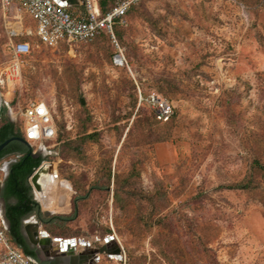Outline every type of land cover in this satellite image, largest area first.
Here are the masks:
<instances>
[{"label": "rangeland", "instance_id": "rangeland-1", "mask_svg": "<svg viewBox=\"0 0 264 264\" xmlns=\"http://www.w3.org/2000/svg\"><path fill=\"white\" fill-rule=\"evenodd\" d=\"M13 12L0 5V121L45 99L58 134L32 150L71 187L50 209L29 178L44 220L30 216L28 232L51 238L40 256L264 264V176L252 167L264 151V0H143L119 26V46L104 35L47 47L25 13L12 34ZM24 40L31 52L19 54ZM149 95L173 106L169 121L154 118ZM17 126L23 133L22 116ZM251 174L260 189L225 187ZM56 238L72 241L58 250ZM108 245L112 254L99 251Z\"/></svg>", "mask_w": 264, "mask_h": 264}, {"label": "built area", "instance_id": "built-area-1", "mask_svg": "<svg viewBox=\"0 0 264 264\" xmlns=\"http://www.w3.org/2000/svg\"><path fill=\"white\" fill-rule=\"evenodd\" d=\"M139 1L116 0L115 5L104 14L98 0H84V5L80 10H74L57 0H0L6 18H8L9 11L14 10L11 15L14 24L9 21L11 25L8 28L13 35L20 32L14 27L15 24L24 26L22 14L25 13L36 22V35L48 47H56L62 42H67L70 46L78 42H89L102 31H106L113 43L119 46L114 33V24L116 21L124 23L123 17L129 8ZM32 32L31 29H26L24 33L29 35ZM14 48L19 54H25L30 52L31 44L20 42ZM12 72L17 74L18 68L14 66ZM3 97L0 91V109L3 102L7 104V100ZM141 100H145L153 108L156 118L161 121L169 120L174 113L173 106L158 96L149 95L146 98L141 96ZM13 116V121H17L19 116L23 117V135L30 144L35 142L37 145H43L57 137L58 130L52 106L45 99H30L24 106H20L13 112ZM31 146L33 147V144ZM0 264H40L37 260L26 256L12 243L1 216Z\"/></svg>", "mask_w": 264, "mask_h": 264}, {"label": "trees", "instance_id": "trees-1", "mask_svg": "<svg viewBox=\"0 0 264 264\" xmlns=\"http://www.w3.org/2000/svg\"><path fill=\"white\" fill-rule=\"evenodd\" d=\"M141 1L143 0H140L138 3L132 5L129 8L128 12L123 17L125 22L129 12ZM98 3L102 13L105 14L115 5L116 0H98ZM124 23H121V21L115 22L114 33L116 38L120 37L121 32L119 31V26ZM104 35H108L110 37V35L106 31H102L98 36H96L92 41L89 42H93L97 38ZM38 39L42 44H44L39 37ZM23 42H29V41L24 40ZM89 42H84V43H89ZM61 44L70 46L67 42H62L59 45ZM4 110L6 111V105H4L3 107L1 106L0 120L2 118L1 113H3ZM172 116L169 118V120L172 118ZM154 118L160 122L169 121V120L161 121L157 119L155 113H154ZM95 135L96 134L92 132V133L84 134L83 137L88 140V139H93ZM12 136L24 137L23 133L20 131V129L17 126V121H13L12 119L7 120V118L4 119V121H0V142ZM165 136L166 135L161 134L160 138ZM263 143L264 140L260 143L261 147H264ZM6 151L7 152L17 151V154H19L16 161L11 165L10 173L5 180V184L3 187V196L6 200V217L10 221V227L7 229V234L11 239L12 243L16 245L19 249H21L26 256L37 260L40 264H47V262L42 261L40 259L37 249L29 245L27 238L22 233L23 220L25 218L30 217L34 214L38 218H41V220H44V218L42 217L40 204L36 200L34 193L32 192V186L29 182V178L38 168V166H40V164L45 160V157L41 154H38L37 156L29 154L28 148L25 149L19 146L16 147L11 146V148H8ZM252 167L256 172L264 176V151L258 152L256 154V156L253 159ZM225 187L227 189H244V190L252 191V190L260 189V183L254 180L251 174L249 177H247V179L241 180L236 183L227 184V186ZM12 198L15 200L14 202H11ZM115 201L120 202L121 200L120 198H116Z\"/></svg>", "mask_w": 264, "mask_h": 264}, {"label": "water", "instance_id": "water-1", "mask_svg": "<svg viewBox=\"0 0 264 264\" xmlns=\"http://www.w3.org/2000/svg\"><path fill=\"white\" fill-rule=\"evenodd\" d=\"M13 140H20L22 141L26 146L27 148L29 149V154H32L34 156H37L39 153H36L32 150V146L31 144L29 143V141L27 139H25L23 136H12V137H9L7 139H5L2 143H0V151L2 149H4L11 141ZM16 161V160H15ZM53 163L49 162V161H44L40 164V166H38V168L34 171V173L31 175V179L33 181V183L35 184V187L37 188V190L41 193V194H45L46 193V190H43V187L41 186V178L44 174L48 173L49 170H50V167L52 166ZM7 176H8V173H7ZM6 176V177H7ZM4 182H1L0 181V193H1V190H2V187H3V184ZM3 218L5 219V223H6V227L7 229L10 227V221L8 220V218L6 217V215L3 216ZM46 234V233H45ZM30 237L32 239V241L34 242V244L36 245H42V242L41 241H38L36 239H33L32 238V235L30 234ZM109 239L110 240H113L114 237L113 235H110L109 236ZM56 240H59L61 241V239H58L56 238ZM68 241H72L71 239H67ZM67 240H63L61 241V244L60 246L56 247L58 250L59 249H63V246L64 243L67 242ZM62 247V248H61ZM99 251L103 252V251H106L107 253H110L107 249H106V246H102L101 248H99ZM114 255L117 256L118 258H122V254H121V251L119 249L118 246H116V249L114 250ZM85 253H82L80 255H74L73 258L71 259L72 262H75L78 261L80 259L81 256H84ZM112 254V253H110ZM69 259L67 257H61L59 255H55L54 257H49L47 258V264H66V261H68Z\"/></svg>", "mask_w": 264, "mask_h": 264}, {"label": "bare ground", "instance_id": "bare-ground-1", "mask_svg": "<svg viewBox=\"0 0 264 264\" xmlns=\"http://www.w3.org/2000/svg\"><path fill=\"white\" fill-rule=\"evenodd\" d=\"M54 171V172H53ZM49 170L48 173L44 174L40 180L41 184L43 183L44 187L43 190H46V193L39 194V198L41 202L46 208L56 209L61 208L60 200H62L63 195L69 194L70 192V184L65 180L59 178L55 170ZM63 195L61 196V194ZM48 235V234H47ZM44 237V244H48L51 241V238L43 235ZM51 246V245H50ZM64 247V246H63ZM72 248H68V251H64L65 253H71ZM106 249L111 252L112 250L106 246ZM73 250V249H72ZM115 253V252H113Z\"/></svg>", "mask_w": 264, "mask_h": 264}, {"label": "flooded vegetation", "instance_id": "flooded-vegetation-1", "mask_svg": "<svg viewBox=\"0 0 264 264\" xmlns=\"http://www.w3.org/2000/svg\"><path fill=\"white\" fill-rule=\"evenodd\" d=\"M2 142H0V143H2ZM11 146L12 147L19 146V147H22V148H25V149L27 148V146L22 141H20V140H13V141H11L4 149H2L0 151V171L3 170V168H2L3 165H8L9 171H10L11 170L12 163H14L15 160L17 159V157L19 156V154H17V151H10V152H7L6 151L8 148H11ZM4 184H5V182H4ZM41 186L43 188H45L44 185H43V183L41 184ZM3 187H4V185H3ZM3 187H2V190H1V193H0V200H2L4 202V207L6 208V200H5L4 196H3ZM5 215H6V209H5ZM28 218H30V217H27V218H25L23 220L22 233L27 238L29 245L31 247H35L37 249V252L39 254L40 259L43 260L45 258L40 256L41 252L39 251L40 250L38 248L39 246L34 244V242L32 241V239L30 237V233L28 232L29 230L27 229V223H26V221H27ZM1 219H2V221L4 223V225L6 226L5 219L3 217H1ZM38 219L41 220V218H38ZM39 220H37L36 224L39 223ZM34 234H35V232H34ZM40 237H41V240L39 238L38 241H41L42 244L44 245V240L45 239H44L43 235L40 236ZM84 257H85L84 259H86L88 257V255L87 256L84 255ZM80 263L82 264L83 263V260Z\"/></svg>", "mask_w": 264, "mask_h": 264}, {"label": "crops", "instance_id": "crops-1", "mask_svg": "<svg viewBox=\"0 0 264 264\" xmlns=\"http://www.w3.org/2000/svg\"><path fill=\"white\" fill-rule=\"evenodd\" d=\"M58 2H60L61 4H64V5H66V6H68V7H70V8H72V9H74V10H80L82 7H83V5H84V0H57ZM33 148V147H32ZM44 162V161H43ZM3 170H2V173L4 174L5 173V175L3 176V175H1L0 174V181L1 182H5V180H6V178L8 177L7 176V173H8V175H9V167H8V165H3ZM7 176V177H6ZM4 184V183H3ZM36 198V200L38 201V196H36L35 197ZM39 202V201H38ZM0 203H2V212H3V216L5 215V207H4V202L2 201V200H0ZM39 204H41V202H39ZM1 216V215H0ZM2 217V216H1ZM33 225V227H35L37 224L35 223H33L32 224ZM46 233L48 234V231L46 230ZM31 234V233H30ZM43 235H44V233H43ZM49 235V234H48ZM41 234L40 235H38V233H37V231L35 232V235H32V238L33 239H36V240H38L39 238H40V240H41ZM59 239V238H58ZM60 239H62V238H60ZM65 240V239H64ZM67 240V239H66ZM68 241V240H67ZM36 245V244H35ZM108 247H109V245H108ZM65 249V248H64ZM49 253V252H48ZM84 255H86L87 256V254H84ZM50 257V256H49ZM49 257H47V258H49ZM52 257V256H51ZM82 257H84V256H81V258ZM47 258H45V259H41L42 261H45V262H47ZM80 258V259H81ZM85 258V257H84ZM83 258V263L82 264H93V259H92V262H89L88 261V258H86V259H84ZM82 260H78V261H76L74 264H81L80 262H81ZM62 264H64V263H62ZM66 264H68V263H66Z\"/></svg>", "mask_w": 264, "mask_h": 264}]
</instances>
